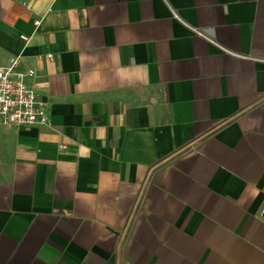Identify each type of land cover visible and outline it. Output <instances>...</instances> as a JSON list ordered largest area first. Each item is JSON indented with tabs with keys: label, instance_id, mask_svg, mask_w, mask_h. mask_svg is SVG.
<instances>
[{
	"label": "crops",
	"instance_id": "0c3cea01",
	"mask_svg": "<svg viewBox=\"0 0 264 264\" xmlns=\"http://www.w3.org/2000/svg\"><path fill=\"white\" fill-rule=\"evenodd\" d=\"M16 55L0 264H264V0H0Z\"/></svg>",
	"mask_w": 264,
	"mask_h": 264
},
{
	"label": "built area",
	"instance_id": "2783aa9c",
	"mask_svg": "<svg viewBox=\"0 0 264 264\" xmlns=\"http://www.w3.org/2000/svg\"><path fill=\"white\" fill-rule=\"evenodd\" d=\"M39 22L40 19L34 20L35 25ZM194 30L211 40L200 29L194 28ZM20 37L26 40L28 36L22 33ZM223 49L230 53V50ZM231 54L246 57L245 55ZM21 63V57L16 55L10 59L8 65H0V125L46 124L48 121L46 102L40 100L33 88L26 82L28 77H34V70L32 68L23 69Z\"/></svg>",
	"mask_w": 264,
	"mask_h": 264
},
{
	"label": "water",
	"instance_id": "95a60500",
	"mask_svg": "<svg viewBox=\"0 0 264 264\" xmlns=\"http://www.w3.org/2000/svg\"><path fill=\"white\" fill-rule=\"evenodd\" d=\"M262 216L264 217V210H263V212H262Z\"/></svg>",
	"mask_w": 264,
	"mask_h": 264
}]
</instances>
